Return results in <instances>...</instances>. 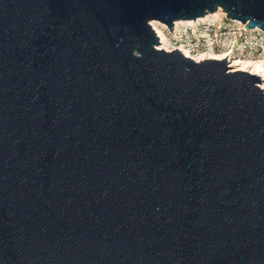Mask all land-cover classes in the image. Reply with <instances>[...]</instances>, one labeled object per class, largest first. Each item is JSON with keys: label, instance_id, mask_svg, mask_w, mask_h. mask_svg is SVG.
<instances>
[{"label": "water", "instance_id": "obj_1", "mask_svg": "<svg viewBox=\"0 0 264 264\" xmlns=\"http://www.w3.org/2000/svg\"><path fill=\"white\" fill-rule=\"evenodd\" d=\"M218 9L264 29V0H0V264H264L260 80L150 25Z\"/></svg>", "mask_w": 264, "mask_h": 264}, {"label": "rangeland", "instance_id": "obj_2", "mask_svg": "<svg viewBox=\"0 0 264 264\" xmlns=\"http://www.w3.org/2000/svg\"><path fill=\"white\" fill-rule=\"evenodd\" d=\"M208 14L216 15H210L205 20L197 21L193 25H187L183 22L175 23L180 21L176 20L173 22L171 31H169L166 24L158 20L155 21H157V26L169 38L171 44L182 43L193 54L222 55L229 53L227 57H224L229 68L228 71H233L231 67L235 62L258 61L260 65V68L258 67L260 69L259 73L241 70L238 67L235 70L258 76L260 81L257 82V85L264 91V29L258 27L245 29L244 24L240 21L227 19L225 13L221 12L220 9Z\"/></svg>", "mask_w": 264, "mask_h": 264}, {"label": "bare ground", "instance_id": "obj_3", "mask_svg": "<svg viewBox=\"0 0 264 264\" xmlns=\"http://www.w3.org/2000/svg\"><path fill=\"white\" fill-rule=\"evenodd\" d=\"M222 12V11H221ZM210 15H216V14H207L203 17H199V18H196V19H188V20H180V21H177L175 23H178V22H183L187 25H193L195 22L197 21H203L205 20L207 17H209ZM150 25L152 26L153 30L155 31L156 35L158 36V39H159V44H158V47L159 48H162L164 50H167V51H170L172 49H178L184 56L186 57H189L191 59H193L194 61H200V60H204V59H222L224 57H227L229 53H224L222 55H215V54H208L207 55L201 53L199 55H196V54H193L191 52V50L184 46L182 43L180 44H171L170 41H169V38L164 34V32L157 26V21H150ZM252 60L250 61H243V62H235L233 63V67H231V69L234 71L236 69V67H238L239 69L241 70H247V71H250V72H253V73H259L260 72V65H259V62L258 61H255V62H251ZM239 63H241L239 65ZM252 67V69L250 70V68ZM259 67V68H258Z\"/></svg>", "mask_w": 264, "mask_h": 264}]
</instances>
